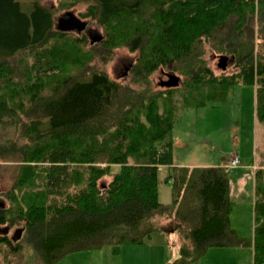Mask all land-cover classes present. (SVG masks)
<instances>
[{"label": "trees", "instance_id": "trees-1", "mask_svg": "<svg viewBox=\"0 0 264 264\" xmlns=\"http://www.w3.org/2000/svg\"><path fill=\"white\" fill-rule=\"evenodd\" d=\"M30 1L24 12L16 0H0V172L8 181L0 264H21L23 245L55 264L104 247L115 255L154 233L176 236L172 264L245 247L253 264H264L261 172L253 234L242 238L230 224L228 168L174 166L172 147L184 112L227 103L239 84L255 87L264 120V0ZM60 12L100 28L101 40L57 28ZM122 48L136 54L127 83L104 69ZM206 49L228 57L234 71L216 75ZM164 68L179 83L155 90L149 78ZM160 166L170 169L167 204L158 200Z\"/></svg>", "mask_w": 264, "mask_h": 264}, {"label": "rangeland", "instance_id": "rangeland-1", "mask_svg": "<svg viewBox=\"0 0 264 264\" xmlns=\"http://www.w3.org/2000/svg\"><path fill=\"white\" fill-rule=\"evenodd\" d=\"M20 6L22 11L28 12L31 9L30 0H16ZM57 3V0H42V4L47 7H53ZM80 8H73L74 12L77 14ZM64 18L67 19V15L65 12L56 13L54 16L55 25L57 23V19ZM84 33L89 38L91 34L101 33L100 28H97L94 24H90L84 30ZM257 43V42H256ZM63 54V53H62ZM61 54H59L60 56ZM65 54L60 57H64ZM136 54L133 52H129L128 50L122 48L118 49L114 52L112 58L104 65V69L111 79H115L118 82L127 83L129 78L126 75V68L130 65L135 58ZM204 58L207 61L208 66L213 70L216 75H219L222 70L217 66L218 63V55H213V53L206 49V53ZM95 60L91 62V65H95ZM229 62V60H228ZM227 62L226 69L224 72L226 74H230L234 71L233 67L229 65ZM98 67H101V63L99 62ZM92 70H96L93 68ZM166 74H171L170 69L164 68V70H158L154 72L150 76V82L153 89L164 90L165 88L160 86V81L167 80ZM176 75V74H174ZM181 78V77H180ZM182 80V78H181ZM252 87L248 85H236L231 91L228 98V102L222 105H207L203 108H195L189 109L188 114L183 116L182 120L176 125L175 131H179L182 133L184 127L189 126L191 128L190 137L188 139L190 143V148L186 149L183 153L181 150H176V158L178 160H182L183 158L190 157L192 159H198L200 162H208L209 160H216V157L224 156L226 157L228 154H232V152H242L241 150H245L246 145L250 143L253 138V132L251 128V122L249 119L250 116V108L252 101ZM255 92V87H254ZM240 106L241 110L237 112L236 107ZM238 116V118H237ZM240 123V125L236 124L234 121ZM222 127L221 132H216L213 135V132L218 128ZM258 138L260 139L259 145L262 147L261 150H264V138L262 136L261 130L262 126L258 124ZM212 131V132H211ZM204 132L209 133L206 141L202 140L201 137ZM211 142V143H209ZM262 142V143H261ZM260 150V151H261ZM218 152V154H217ZM206 158V159H204ZM186 160V159H185ZM210 161V162H213ZM170 169L166 166H160L157 171V187H158V200L162 204H167L170 202L171 194H170V183L165 181V178L169 174ZM108 179V178H107ZM105 179V182L107 181ZM8 186V181L0 172V191L4 190ZM240 205L238 206L237 213H240L242 210V205H246V203L238 200ZM239 224L242 232L247 235L252 234V230L250 231V226L252 229V214L249 211L248 217H245ZM251 221V222H250ZM247 223V224H246ZM170 229V228H169ZM240 230V231H241ZM13 231H10L9 235H12ZM8 235V236H9ZM171 236V234H169ZM163 236V235H162ZM176 237L174 234L172 235ZM164 237V236H163ZM151 243H155L157 238L155 235L152 236ZM156 239V240H155ZM147 244V241L145 242ZM166 245H170L166 242ZM130 247V246H126ZM124 248V249H123ZM123 249V250H122ZM135 249H141L135 248ZM122 251V252H121ZM208 252V251H207ZM83 253V254H79ZM121 253L120 257L119 254ZM210 253V252H209ZM230 252L226 253V256L223 255L222 259L217 258V261H220L222 264H234V258L230 256ZM68 255L63 258L59 262L55 264H141L144 258V264H148V261L145 260L148 258V254L142 251H129L125 246L121 247L118 254H113L110 251L109 247H104L102 249L78 252ZM70 256V257H69ZM170 249L166 253V257L170 258ZM163 257V255H162ZM248 257L240 256V260L245 261ZM21 264H41L38 258L35 256L33 251L28 245H23L22 253H21ZM202 261H207V258H204ZM251 259L247 260L245 264H253ZM152 264H161L160 261L157 263L155 261ZM241 264V263H240Z\"/></svg>", "mask_w": 264, "mask_h": 264}, {"label": "crops", "instance_id": "crops-1", "mask_svg": "<svg viewBox=\"0 0 264 264\" xmlns=\"http://www.w3.org/2000/svg\"><path fill=\"white\" fill-rule=\"evenodd\" d=\"M252 101L251 105H249L250 108V122H251V128L253 132V138L246 145L247 148L245 150H241L242 152H232V154H228L226 157L219 156L216 157V160H209L208 162H200L198 159H192L190 157L183 158L182 160H178L176 158V150H181L182 153L190 148V143L188 141L190 137V132L192 131L189 126L184 127L182 133L179 131H175L176 125L182 120L183 116H186L188 114L189 110L184 112L178 121V123L174 126V129L172 131V147H173V165L174 166H188V167H226V164L230 160L232 155H237L240 159V165L235 168H230L229 170V176H230V199L234 202V208L230 215V224L233 229L237 232V234L242 238H251L253 234V227H254V221H253V205L255 200V182H256V173L261 172L262 176V185L264 187V150H261L262 147L259 145L260 139L258 138V124L262 126V136L264 138V120L260 121L257 118L256 110H255V100H254V87H252ZM237 112L241 110L240 106L236 107ZM238 118V116H237ZM236 124L240 125L239 122L236 120L234 121ZM222 127H218L214 132L213 135H215L216 132H221ZM212 132V131H211ZM209 133L204 132L201 139L206 141V138H208ZM211 143V142H209ZM262 143V142H261ZM261 150V151H260ZM218 154V152H217ZM186 159V160H185ZM206 159V158H204ZM207 161V159H206ZM213 161V162H210ZM238 200H241L243 203L245 202L246 205H242V210L240 213H237L238 206L240 203H238ZM249 211L252 214V229L250 226V231L252 230V234L247 235L243 230H241L239 224L243 222L242 220L245 217H248ZM247 224V223H246ZM241 230V231H240ZM155 235V238L158 240L155 241V243H151L152 236ZM164 237H163V236ZM171 236L169 234L165 233H154L152 234L149 239L147 240L148 246L145 245L146 243L142 245H136V246H130L126 247L127 250L130 252H136V251H142L145 252V254H148V258L145 259L148 261V264H152L155 261L157 263L160 261L161 264H172L177 258H178V249H177V243H176V237ZM169 243L170 245L165 244ZM141 248V249H135V248ZM124 249V248H123ZM122 249V250H123ZM168 249H170V258L166 257V253L168 252ZM122 252V251H121ZM210 252V253H209ZM230 252V256L234 258V264H245L247 263V260L251 259L252 262V248L251 247H245V248H212L208 250V252L196 263L194 264H222L220 261H217V258L222 259V256L226 253ZM83 254V253H79ZM121 253L119 254L120 257ZM163 255V257H162ZM72 256V255H70ZM69 256V257H70ZM240 256L248 257L245 261L240 260ZM204 258H207V261H202ZM249 262V263H251ZM144 264V258L142 260V263Z\"/></svg>", "mask_w": 264, "mask_h": 264}, {"label": "water", "instance_id": "water-1", "mask_svg": "<svg viewBox=\"0 0 264 264\" xmlns=\"http://www.w3.org/2000/svg\"><path fill=\"white\" fill-rule=\"evenodd\" d=\"M87 23L85 21H80L78 19H75L72 15H67V19L60 18L58 20L57 28L60 30L65 31H71L74 30L72 28H75L77 32H82L86 29ZM101 40V35L98 33L91 34L89 36V42L90 44H93L95 42H99ZM228 62V57L226 56H219L218 57V63L217 66L224 71L226 69V65ZM179 83V77L174 74L168 75V80L165 82L166 86L172 85H178ZM1 231H3L4 234H7L9 232V229L7 227L3 228ZM21 232H18V237L20 236Z\"/></svg>", "mask_w": 264, "mask_h": 264}, {"label": "built area", "instance_id": "built-area-1", "mask_svg": "<svg viewBox=\"0 0 264 264\" xmlns=\"http://www.w3.org/2000/svg\"><path fill=\"white\" fill-rule=\"evenodd\" d=\"M240 165V159L237 155H232L228 163L226 164L227 168H235Z\"/></svg>", "mask_w": 264, "mask_h": 264}, {"label": "flooded vegetation", "instance_id": "flooded-vegetation-1", "mask_svg": "<svg viewBox=\"0 0 264 264\" xmlns=\"http://www.w3.org/2000/svg\"><path fill=\"white\" fill-rule=\"evenodd\" d=\"M58 20H59V19L56 20V21H57L56 25L58 24ZM72 29L75 30V28H72ZM165 75H166V77H168L169 74H166V73H165ZM167 80H168V79H167ZM167 80H162V81H160V86H162V87H166L165 82H166Z\"/></svg>", "mask_w": 264, "mask_h": 264}]
</instances>
